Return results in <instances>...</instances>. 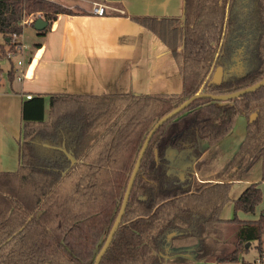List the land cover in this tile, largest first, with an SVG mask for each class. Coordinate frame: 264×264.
<instances>
[{
  "label": "trees",
  "instance_id": "obj_1",
  "mask_svg": "<svg viewBox=\"0 0 264 264\" xmlns=\"http://www.w3.org/2000/svg\"><path fill=\"white\" fill-rule=\"evenodd\" d=\"M184 10L183 22L131 18L170 49L180 93H54L47 97L46 115L43 96L24 102L17 169L0 172V264H93L154 123L196 93L230 94L264 78V0H184ZM77 12L44 0H0V36H21L26 21L32 19L33 27L37 18L48 23L37 32L44 36L58 15ZM236 47H243L246 74L209 84L216 67L231 65ZM6 76L13 79L12 67ZM240 115L247 123L237 152L223 171L199 181L192 175L203 152L199 141L216 145ZM168 150L175 151L173 159ZM258 160L260 181L232 201L233 217L222 219L230 180L243 179ZM174 169L186 171L189 181L179 184ZM261 181L264 86L228 101L195 100L150 139L99 264L237 262L243 245H259L264 235L263 217H237L254 213L261 203ZM259 257L264 260L263 253Z\"/></svg>",
  "mask_w": 264,
  "mask_h": 264
},
{
  "label": "crops",
  "instance_id": "obj_2",
  "mask_svg": "<svg viewBox=\"0 0 264 264\" xmlns=\"http://www.w3.org/2000/svg\"><path fill=\"white\" fill-rule=\"evenodd\" d=\"M55 1L64 8L78 12L74 15H58L44 36L35 31L37 38L21 58L23 66L19 69L12 67L14 69L13 79L9 81L6 76L5 83L3 81L0 83V172L17 169L22 125L21 109L24 102L32 97L37 95L44 97L46 115L47 97L54 93L152 95L178 94L182 90L179 69L170 49L152 31L134 22L131 18L151 17L157 20L179 18L183 22L185 18V13L183 16L184 0ZM94 3L106 7L103 16L93 13ZM79 11L84 13H79ZM31 21L32 19L27 20L26 27H31L29 26ZM4 42L8 43L9 40L5 39ZM7 49L8 45L4 49V55ZM181 49L182 46L178 50ZM10 69L11 65L6 75ZM0 72H3L2 68ZM18 74H21L22 81L16 80ZM26 95H30L31 98L27 99ZM231 132L226 136L229 139H223L226 140L225 143L224 141L221 143V140L217 145L219 150L224 151L222 155L225 156L221 158L226 159L223 170L237 152L245 136V130L236 138L231 135ZM210 148L207 147L202 154ZM166 155L168 159H173L175 151L168 150ZM219 172H208L202 178L197 172V167L193 166L192 175L199 181H209ZM178 173L173 174L179 179ZM260 179L261 167L258 160L243 179L230 180L232 181L229 191L231 205L227 213L222 215L228 203L224 206L220 217L222 219L232 218V214L228 216L229 208H232L233 212L232 201L248 185L259 182ZM260 189L261 203L251 215L238 212L239 219L247 221L251 219L252 221L262 217L264 181H261ZM263 238L264 236L257 246L258 257L260 252L264 254ZM243 263L249 264L250 262L243 261ZM164 264L215 263L196 261Z\"/></svg>",
  "mask_w": 264,
  "mask_h": 264
},
{
  "label": "rangeland",
  "instance_id": "obj_3",
  "mask_svg": "<svg viewBox=\"0 0 264 264\" xmlns=\"http://www.w3.org/2000/svg\"><path fill=\"white\" fill-rule=\"evenodd\" d=\"M56 3V1H55ZM25 29V30H24ZM23 29V32L20 36L23 44L25 45V52L32 47V43L34 42V40L37 38V34L35 32V30L31 27H26ZM5 42H4V38L0 36V68L3 69L2 72V81L3 83H5L6 80V71L8 68L13 67L14 69H19L20 66L17 64V62L19 61V59L22 58L21 55H16L14 57L11 58L12 61H9L8 57L6 56V53L4 55L2 48L4 47V49L6 48L5 46ZM17 80V79H16ZM246 118L242 115L238 116L236 119V122L234 124V127L232 129L233 132H231L234 138L242 135V133L245 130V126H246ZM231 137V136H230ZM224 139V138H223ZM222 142L229 139L227 137H225L226 140H223ZM219 145L218 143L216 145L213 146V148L211 147L209 151L203 153L198 161V166H197V172L200 175V177H204L206 176V174H208V172H219L221 170H223V168L225 167V162L226 159H223L221 157H224L225 155L223 154V150H219V148H217ZM208 147V145L203 142V141H199V149L202 150L204 152V150ZM259 168V167H258ZM179 172V173H178ZM172 173H178L179 174V184H186L190 178V175L187 174L186 171H182L181 169H174L172 170ZM229 205H231V202L229 201L228 204L226 205V208H224V212H222V215L227 213V209L229 207ZM233 216V212H232V208H229V215L228 216ZM239 215V213H238ZM245 215H251V214H245ZM248 217V216H247ZM239 218V217H238ZM251 219H248V221H250ZM264 235H262L263 237ZM261 237V239H262ZM264 239V238H263ZM248 245V246H247ZM258 242L254 241V242H247L243 245V251L239 254V258L237 262L243 263L244 262H252L253 260H255V258H258ZM228 264V263H225Z\"/></svg>",
  "mask_w": 264,
  "mask_h": 264
},
{
  "label": "water",
  "instance_id": "obj_4",
  "mask_svg": "<svg viewBox=\"0 0 264 264\" xmlns=\"http://www.w3.org/2000/svg\"><path fill=\"white\" fill-rule=\"evenodd\" d=\"M185 10L183 9V16H184ZM48 25V23L46 21H44L42 18H37L34 22L33 28L35 29V31L37 32H41L43 31L46 26ZM235 61H237V59H235ZM240 64V63H239ZM242 65V64H241ZM234 65H232L230 67V69H225L223 66H218L216 67L210 81L209 84L212 85H220L222 83V81L225 79V75L229 72L231 73L233 71ZM264 86V78L261 79L259 82H257L256 84L249 86L245 89L230 93V94H225V95H211V94H204V93H196L195 95H193L192 97L186 99L184 102H182L178 107H176L174 110H172L170 113H168L167 115L163 116L162 118H160L157 122L154 123V125L151 127L150 131L148 132L145 141L139 151L137 160L135 162V165L133 167V170L131 172V175L129 177V181L127 183V187L125 190V193L123 195V199L121 202V206L118 212V215L105 239V242L103 244V246L101 247L100 251L98 252V254L96 255L95 259H94V263L93 264H99L103 255L106 253L112 239L113 236L115 234V232L117 231L120 222L122 220V217L125 213L126 207H127V203L129 200V196L134 184V180L136 178V175L138 173L139 167H140V163H141V159L147 149V146L149 144L150 139L152 138L153 134L169 119L173 118L174 116L178 115L180 112H182L186 107H188L192 102H194L195 100H199V99H211L214 101H228L231 99H236L239 98L242 95H245L247 93L250 92H255L256 90H258L259 88ZM255 117V114H253L249 121L251 122ZM262 217L264 218V213L262 214ZM248 246V245H247Z\"/></svg>",
  "mask_w": 264,
  "mask_h": 264
},
{
  "label": "built area",
  "instance_id": "obj_5",
  "mask_svg": "<svg viewBox=\"0 0 264 264\" xmlns=\"http://www.w3.org/2000/svg\"><path fill=\"white\" fill-rule=\"evenodd\" d=\"M47 2H55V0H44ZM105 9L106 7L102 4H98V3H94L93 4V13L98 15V16H103L105 14ZM27 23V21H26ZM10 43V47H12V49L9 50V48L6 51V56L11 59L12 57L16 56V55H23V53L25 52V45L23 44L21 38L19 35L17 34H13L11 35V38L9 40ZM17 64L22 67L23 66V60L19 59V61L17 62ZM16 79L18 81H22V76L21 74H18L16 76ZM2 81V73L0 72V83ZM27 99H30L31 96L30 95H26L25 96ZM228 264H244V263H240V262H234V263H228ZM249 264H264V260L261 259L260 257H258L255 261L250 262Z\"/></svg>",
  "mask_w": 264,
  "mask_h": 264
},
{
  "label": "flooded vegetation",
  "instance_id": "obj_6",
  "mask_svg": "<svg viewBox=\"0 0 264 264\" xmlns=\"http://www.w3.org/2000/svg\"><path fill=\"white\" fill-rule=\"evenodd\" d=\"M235 49L236 50L232 55V61L233 62L231 63V65L228 67L223 66L225 69H230V67L232 65H234L233 71L231 73L228 72L225 75V78L226 77H229V78H231V77H243L246 74V72L248 71L247 63L244 60L246 58H245V55L243 54V47H236ZM235 59H237V61H235Z\"/></svg>",
  "mask_w": 264,
  "mask_h": 264
}]
</instances>
